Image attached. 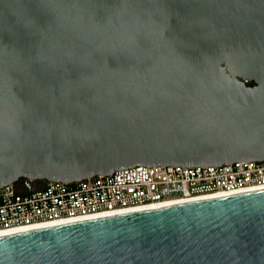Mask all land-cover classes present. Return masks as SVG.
<instances>
[{
    "label": "water",
    "instance_id": "95a60500",
    "mask_svg": "<svg viewBox=\"0 0 264 264\" xmlns=\"http://www.w3.org/2000/svg\"><path fill=\"white\" fill-rule=\"evenodd\" d=\"M264 161V0H0V189ZM0 264H264V187L0 233Z\"/></svg>",
    "mask_w": 264,
    "mask_h": 264
},
{
    "label": "built area",
    "instance_id": "2783aa9c",
    "mask_svg": "<svg viewBox=\"0 0 264 264\" xmlns=\"http://www.w3.org/2000/svg\"><path fill=\"white\" fill-rule=\"evenodd\" d=\"M264 187V161L136 166L75 183L21 179L0 189V233Z\"/></svg>",
    "mask_w": 264,
    "mask_h": 264
},
{
    "label": "bare ground",
    "instance_id": "6f19581e",
    "mask_svg": "<svg viewBox=\"0 0 264 264\" xmlns=\"http://www.w3.org/2000/svg\"><path fill=\"white\" fill-rule=\"evenodd\" d=\"M212 196H219V195H208V196L196 198V199H193V200H190V201H194V200H198V199H202V198H209V197H212ZM174 203H181V202H166V203H160V204H156V205L144 206V207H140V208L160 206V205H166V204H174Z\"/></svg>",
    "mask_w": 264,
    "mask_h": 264
}]
</instances>
